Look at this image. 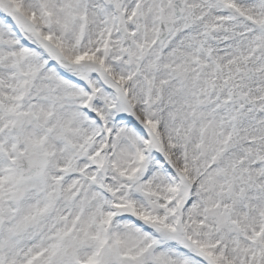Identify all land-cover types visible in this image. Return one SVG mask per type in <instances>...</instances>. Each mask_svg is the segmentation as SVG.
Returning <instances> with one entry per match:
<instances>
[{
  "label": "snow or ice",
  "instance_id": "6c2138e0",
  "mask_svg": "<svg viewBox=\"0 0 264 264\" xmlns=\"http://www.w3.org/2000/svg\"><path fill=\"white\" fill-rule=\"evenodd\" d=\"M0 264H264V0H0Z\"/></svg>",
  "mask_w": 264,
  "mask_h": 264
}]
</instances>
